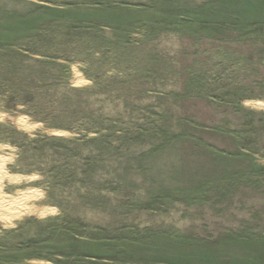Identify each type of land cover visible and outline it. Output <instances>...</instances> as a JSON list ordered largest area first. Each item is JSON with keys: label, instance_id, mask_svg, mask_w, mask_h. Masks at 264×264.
I'll use <instances>...</instances> for the list:
<instances>
[{"label": "rangeland", "instance_id": "374dc122", "mask_svg": "<svg viewBox=\"0 0 264 264\" xmlns=\"http://www.w3.org/2000/svg\"><path fill=\"white\" fill-rule=\"evenodd\" d=\"M3 206L0 264H264V0H0Z\"/></svg>", "mask_w": 264, "mask_h": 264}, {"label": "bare ground", "instance_id": "6f19581e", "mask_svg": "<svg viewBox=\"0 0 264 264\" xmlns=\"http://www.w3.org/2000/svg\"><path fill=\"white\" fill-rule=\"evenodd\" d=\"M4 201L6 200V198H4L3 199ZM6 202V204H8V205H11L10 203H8L7 201H5ZM6 207V206H5ZM15 207V206H14ZM4 208V206L3 207H1V209H0V216H10L9 214H11V213H7L6 212V209H3ZM20 208V207H19ZM14 210V209H13ZM19 210H21V209H19ZM12 211V210H11Z\"/></svg>", "mask_w": 264, "mask_h": 264}]
</instances>
